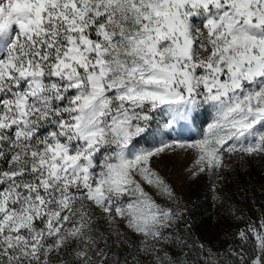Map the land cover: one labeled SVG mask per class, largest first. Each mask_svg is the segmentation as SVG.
<instances>
[{
	"label": "snow or ice",
	"instance_id": "1",
	"mask_svg": "<svg viewBox=\"0 0 264 264\" xmlns=\"http://www.w3.org/2000/svg\"><path fill=\"white\" fill-rule=\"evenodd\" d=\"M176 149L194 177L264 159V0H0V264H264V212L223 252L172 230L144 185L176 198Z\"/></svg>",
	"mask_w": 264,
	"mask_h": 264
},
{
	"label": "rangeland",
	"instance_id": "2",
	"mask_svg": "<svg viewBox=\"0 0 264 264\" xmlns=\"http://www.w3.org/2000/svg\"><path fill=\"white\" fill-rule=\"evenodd\" d=\"M155 116L152 127L155 143H188L206 128L212 111L208 105H203L187 120H177L171 128L167 127L170 119L167 114L158 112ZM153 160V170L172 188L176 198L170 200L154 188L144 187L162 207H171L179 213L172 229L177 235L202 243L206 249L217 253L230 244L240 243L236 238L238 230L247 228L250 223L259 224L264 212V159L234 157L226 160L229 167L223 171L224 179L204 174L194 177L189 171L194 162L190 151H166ZM99 223L103 228L104 222Z\"/></svg>",
	"mask_w": 264,
	"mask_h": 264
}]
</instances>
